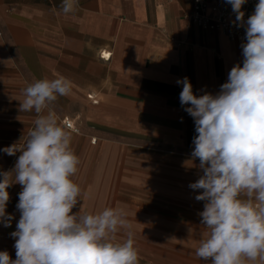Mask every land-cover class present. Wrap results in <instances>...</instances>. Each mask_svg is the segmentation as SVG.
I'll list each match as a JSON object with an SVG mask.
<instances>
[{
  "label": "crops",
  "instance_id": "1",
  "mask_svg": "<svg viewBox=\"0 0 264 264\" xmlns=\"http://www.w3.org/2000/svg\"><path fill=\"white\" fill-rule=\"evenodd\" d=\"M0 0V149L23 145L36 114L19 110L22 89L59 75L73 94L52 105L62 126H78L72 148L81 164L74 177L86 195L73 211L123 207L135 233L139 264H192L206 230L203 201L189 184L200 175L191 161L197 135L180 104L188 77L197 96L216 94L242 48L224 33L204 31L185 16L193 0ZM105 56L103 58L102 56ZM110 56L109 59L106 57ZM93 100H90L89 97ZM20 153L0 151L8 171ZM19 184L8 189L11 227L0 224V251L15 259ZM125 238L122 230L118 240Z\"/></svg>",
  "mask_w": 264,
  "mask_h": 264
},
{
  "label": "clouds",
  "instance_id": "2",
  "mask_svg": "<svg viewBox=\"0 0 264 264\" xmlns=\"http://www.w3.org/2000/svg\"><path fill=\"white\" fill-rule=\"evenodd\" d=\"M247 0H226L237 27L245 28L241 63L228 73L216 94L197 96L188 77L179 100L193 118L191 161L202 175L189 184L203 201L199 212L206 229L195 255L209 264H264V0L245 20ZM78 0H62L64 14ZM19 110L36 119L23 145L0 149L18 156L14 167L0 170V224L11 227L6 212L8 189L21 186L17 210L15 259L0 251V264H139L135 233L123 207L96 213L73 211L86 195L74 177L81 164L72 148V131L62 126L52 105L73 94V82L62 75L36 79L22 89ZM125 232V238L117 235Z\"/></svg>",
  "mask_w": 264,
  "mask_h": 264
},
{
  "label": "built area",
  "instance_id": "3",
  "mask_svg": "<svg viewBox=\"0 0 264 264\" xmlns=\"http://www.w3.org/2000/svg\"><path fill=\"white\" fill-rule=\"evenodd\" d=\"M258 2L259 0H247L242 6L245 20L254 12ZM185 18L201 30L224 33L228 39L239 46L246 42L245 28L236 26L235 13L232 12L231 5L226 3V0H193V9ZM102 57L105 58L104 55ZM106 58L109 59L110 56ZM89 99L93 100L91 96ZM63 122L67 129L73 132L79 131L78 126L69 118H65Z\"/></svg>",
  "mask_w": 264,
  "mask_h": 264
},
{
  "label": "rangeland",
  "instance_id": "4",
  "mask_svg": "<svg viewBox=\"0 0 264 264\" xmlns=\"http://www.w3.org/2000/svg\"><path fill=\"white\" fill-rule=\"evenodd\" d=\"M184 257L192 264H209V262L197 258L194 252H188Z\"/></svg>",
  "mask_w": 264,
  "mask_h": 264
}]
</instances>
